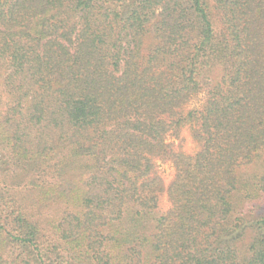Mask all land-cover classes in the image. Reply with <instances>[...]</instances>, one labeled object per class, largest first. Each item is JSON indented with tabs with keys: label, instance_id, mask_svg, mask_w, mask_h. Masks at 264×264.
Instances as JSON below:
<instances>
[{
	"label": "trees",
	"instance_id": "trees-1",
	"mask_svg": "<svg viewBox=\"0 0 264 264\" xmlns=\"http://www.w3.org/2000/svg\"><path fill=\"white\" fill-rule=\"evenodd\" d=\"M0 264H264V0H0Z\"/></svg>",
	"mask_w": 264,
	"mask_h": 264
},
{
	"label": "rangeland",
	"instance_id": "rangeland-1",
	"mask_svg": "<svg viewBox=\"0 0 264 264\" xmlns=\"http://www.w3.org/2000/svg\"><path fill=\"white\" fill-rule=\"evenodd\" d=\"M214 16L215 15H213L212 20L216 19ZM201 96L202 95L198 96L197 99L192 100L190 105L193 106V105L199 104L201 102ZM177 143H180L182 148L185 151L191 152L195 148V144L192 142L189 131L187 129L182 131L181 140H178ZM158 171H159V174L162 176L163 182L167 184L170 181L171 176H172L171 164L169 162H159ZM168 206H169V202L167 200V197L165 193H162V195L159 198V207L162 211H165L168 208Z\"/></svg>",
	"mask_w": 264,
	"mask_h": 264
}]
</instances>
